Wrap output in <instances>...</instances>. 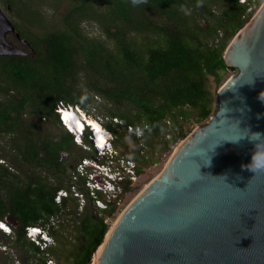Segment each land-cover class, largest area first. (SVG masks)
Returning <instances> with one entry per match:
<instances>
[{
    "label": "trees",
    "instance_id": "1",
    "mask_svg": "<svg viewBox=\"0 0 264 264\" xmlns=\"http://www.w3.org/2000/svg\"><path fill=\"white\" fill-rule=\"evenodd\" d=\"M6 1L12 6L24 0ZM255 1L71 0L60 28L31 34L18 29L35 55H0V137L7 136L9 148L0 156L5 163L11 153L9 157L25 170L14 171L0 162V219L11 226L10 237L21 249L23 264H46L48 256L60 251L59 245L40 249L26 237V226H48L60 244L62 223L69 222V215L77 218V246L68 257L72 264H86L107 232L105 218L114 212L115 198L107 201L97 191L96 199L104 206L94 204L85 185L87 176L78 175L74 184L92 206L85 205L80 216L78 197L70 190L75 165L69 170L61 158V151L75 143L54 108L65 102L87 111V93L77 87L79 70L91 77L90 92L110 104L106 114L123 120L115 125L102 122L113 135V144L129 135L136 141L133 149L115 159L133 161L135 174H140L157 161L154 153H146L147 147L166 152L187 135L185 123L212 115L215 92L208 78L219 85L226 73L235 71L226 64L224 51L251 18ZM26 13L29 24L40 20L37 12ZM87 20L99 24V35L84 29ZM41 118L59 129V138L44 133ZM128 126H140L141 136L129 132ZM88 135L87 130L83 141L93 157ZM129 182V178L121 182L123 191ZM60 189L68 195L56 202ZM55 225L59 230L53 229Z\"/></svg>",
    "mask_w": 264,
    "mask_h": 264
},
{
    "label": "water",
    "instance_id": "2",
    "mask_svg": "<svg viewBox=\"0 0 264 264\" xmlns=\"http://www.w3.org/2000/svg\"><path fill=\"white\" fill-rule=\"evenodd\" d=\"M0 55H35L1 7ZM224 60L235 74L215 111L123 210L95 264H264V170L242 167L255 149L247 130L264 134V3Z\"/></svg>",
    "mask_w": 264,
    "mask_h": 264
},
{
    "label": "rangeland",
    "instance_id": "3",
    "mask_svg": "<svg viewBox=\"0 0 264 264\" xmlns=\"http://www.w3.org/2000/svg\"><path fill=\"white\" fill-rule=\"evenodd\" d=\"M71 0H24L22 3L16 2L13 3L11 6L10 3L6 0H0V7L5 13V15L8 17V19L13 23V25L16 27L15 29L18 31L20 29L23 32H29L31 33H38L41 31H49L58 29L62 26L61 17L63 13L65 12L66 8L70 5ZM264 3V0H256L255 3L252 5L253 9V16L259 11V9L262 7ZM29 10H33L37 12L40 15V20L38 22H34V24H29L26 19L28 18V15L26 12L29 13ZM32 18V17H31ZM249 19V21L251 20ZM249 21L245 24V26L242 28L244 29L246 25L249 23ZM18 27V28H17ZM84 29L88 31L91 35H99L101 33V29L99 27V24L94 20H87L84 21ZM240 29L236 34L242 31ZM27 33V34H29ZM235 34V35H236ZM140 36H138L139 38ZM8 39L18 46L19 43L14 39L13 35H9ZM25 39V38H23ZM140 39V38H139ZM232 40V39H231ZM229 41V43L231 42ZM35 50V49H34ZM86 71L79 70V78H78V84L77 87L81 88L83 92L87 93L86 96V105H87V111L91 116H98L102 119L104 123H109L112 121V125H115L120 120L118 117L117 119H114V117L110 118L106 112L105 107L110 106L108 102L103 99L100 95H94L93 92H90L89 87L87 86L88 83L91 80V77H88ZM235 74V71H230L226 73L222 79V82L218 85L213 80L212 76H209L208 78V84L212 92H215L214 95V103L213 108L214 111L217 107V91L221 87V85L225 82V80ZM86 88V89H85ZM213 111V112H214ZM213 114V113H212ZM30 119H33L32 117ZM111 120V121H110ZM190 121L188 123H185L184 127L188 130L187 135L183 139H179L170 150L166 152H161L159 154L157 150H155V146L147 147L146 153L151 154L154 153V155L157 157V161L154 164L148 165L143 167V171L140 174H135V176L130 179V182L128 184V188L123 191V184H119L120 190L117 197H115L116 205L114 207V212L105 218V222L108 225V229L110 231V227L116 222L120 214L123 212V210L134 200V198L153 180L155 179L166 167V164L168 163L169 159L173 155L174 151L182 144V142L187 138L190 134H192L198 127L203 125L206 121ZM118 123H123V120H120ZM40 128L44 130V133H49L55 137V139L60 137L59 129L50 123H47V119L44 120V118H41L40 122ZM111 137L113 138V135L111 134ZM7 136L0 137V154L4 153V151H8L7 144ZM74 141V140H73ZM75 145H72L70 149L67 151H61V158L62 160H65L66 165L68 166L69 170L74 167V173L78 166L79 162H83L85 158H90L88 155H90L91 151L88 149L87 144L81 143V145H77L74 141ZM112 146L115 148L117 154L120 152L126 153L129 152L131 149H133L136 146V141L129 135L125 140H121L117 142V146H115L111 140ZM11 153H7V157H5V165H8L7 167L11 169V167L16 171L19 169V171H24L25 168L20 164V162L15 161L12 157H9ZM0 159H3V157L0 156ZM115 163V161L113 162ZM12 169V170H13ZM91 169V168H90ZM74 173H71V183L75 186L73 188V185L70 187V189L73 191V195L75 196L74 189L80 192L81 190L76 187V181L79 180V177H75ZM20 175H22L20 173ZM95 177V176H94ZM125 180V179H124ZM123 180V181H124ZM75 183V184H74ZM79 185V184H78ZM107 201H112L113 197H110L106 199ZM79 207L78 212H80V216H82L85 212L84 206L87 205L89 207L91 206L90 200H88L83 195L82 199H78ZM100 203V202H99ZM97 201L94 199V204L98 205ZM83 204V207H82ZM101 204V203H100ZM82 207V208H81ZM69 222L66 221L62 223L61 228H63V238L60 240V244L57 243L54 236H51L53 238V243L51 246H58L60 248L59 253H56V256L51 257L48 256V258H51L53 261V264H72V257H68V255L74 251L75 247L77 246V236L79 232V220L77 218L72 217L71 215L67 216ZM8 224V223H7ZM9 225V224H8ZM63 226V227H62ZM11 228V226H10ZM58 228V226H54L53 229ZM48 226L45 228V230L48 232ZM59 230V228L57 229ZM62 230V229H61ZM13 234L12 228L11 233L7 234L2 231H0V264H23L22 261V252L21 249L18 248L17 245H14L13 239L10 237V235ZM106 234V233H105ZM105 236V235H104ZM104 239V238H103ZM36 244V243H35ZM98 248L96 249V251ZM96 251L94 253H96ZM92 254V256L94 255ZM47 255V254H46ZM94 258H92L93 261ZM38 261V260H37Z\"/></svg>",
    "mask_w": 264,
    "mask_h": 264
},
{
    "label": "built area",
    "instance_id": "4",
    "mask_svg": "<svg viewBox=\"0 0 264 264\" xmlns=\"http://www.w3.org/2000/svg\"><path fill=\"white\" fill-rule=\"evenodd\" d=\"M238 1L245 2L246 0H238ZM72 108H74V110H76V112L82 118H84L86 115L87 117L96 118L101 123L103 122L100 117L91 116L85 109L81 108L79 105H71L65 102H59L57 106H55L54 111L58 114L60 122L66 123L65 119L63 118V111L64 110L71 111ZM117 121L120 122V120ZM106 130L108 132V135L106 137V140L101 146L96 143L95 134L90 133L88 135V138L91 140L92 146L94 147L95 155L90 158H85L83 162H79L78 163L79 168L77 167L74 173L75 177H77L78 175L87 176L85 185L89 190L90 196L94 197L97 203L99 202L101 203L100 200L96 199L97 191L103 194L106 197V199L110 197H113L114 199L115 197H117L119 193H121L119 192L121 191L119 184H121V182H123L124 179H125L124 181H126V178L132 179L135 176L133 161L123 160L122 158L115 159L117 152L111 143L112 140L111 132L107 128ZM127 130L129 132L134 133L137 137L141 136L142 134V128L140 126H135V127L128 126ZM74 139L76 144L79 145L81 143V138L78 135L75 134ZM102 160H106V161H102ZM114 161L115 163H113ZM0 162L4 163V160L0 159ZM74 192H75V196H77L78 199L83 198L81 192H78L75 189ZM67 195H68L67 190L60 189L57 191L54 199L56 202H59L63 196H67ZM100 203L98 205L104 206L102 203L101 204ZM0 225L4 226V227H0V230L2 232L7 234L11 233L10 225H8L5 220L0 219ZM37 234H38V227L36 226L25 227L26 237L34 241V243L38 244L40 249H45L49 245H52L53 238L50 235L48 234L44 235V237L48 239V242L46 243L44 240H39ZM46 264H53L52 259L48 258L46 260Z\"/></svg>",
    "mask_w": 264,
    "mask_h": 264
},
{
    "label": "clouds",
    "instance_id": "5",
    "mask_svg": "<svg viewBox=\"0 0 264 264\" xmlns=\"http://www.w3.org/2000/svg\"><path fill=\"white\" fill-rule=\"evenodd\" d=\"M138 3H147V0H133V4H138ZM264 99V98H261ZM70 104V103H68ZM71 105H76V104H71ZM82 108V107H81ZM72 114L78 121V118L83 119L77 112L74 110V108L71 109ZM93 118L95 121H97L103 129H106L101 122H99L96 118ZM63 128L72 135L73 140H75V134L78 135L81 138V143H84L83 141V136L85 132L88 130L89 134H94L93 127L91 125H88L86 122L84 124V127H78L77 124L75 125V120L72 123V126H68L67 123L60 122ZM248 134L246 135L250 140L255 142V149L252 153L251 156V161L247 165H242V167H246L247 169L251 170L252 172H257L260 170H264V147H259L258 146V141L261 139H264V134H261L259 132H249L247 130ZM245 137V135L239 136L236 140L233 142H237L240 139ZM110 139V138H109ZM111 140V139H110ZM81 143L79 145H81ZM78 145V144H77ZM237 179H240V177H237ZM38 227V238L39 240H44L46 243L48 242V239L44 237L45 234L50 235L44 227L41 226H36ZM34 242V241H33ZM38 245V244H37ZM51 246V245H49Z\"/></svg>",
    "mask_w": 264,
    "mask_h": 264
},
{
    "label": "bare ground",
    "instance_id": "6",
    "mask_svg": "<svg viewBox=\"0 0 264 264\" xmlns=\"http://www.w3.org/2000/svg\"><path fill=\"white\" fill-rule=\"evenodd\" d=\"M63 118L65 119V122L67 123L68 126H72V123L74 122L75 120V125L77 124L78 127H81L83 128L84 127V124L85 122L88 124V125H91L93 127V130H94V134L96 136V143L98 145H102L104 143V141L106 140V137L108 135V132L106 129H103V127L100 126V124L95 121L93 118L91 117H87L85 115V117L83 119H80L78 118V121L76 120V118L74 117V115L72 114V112L70 110H67V111H63ZM114 225V224H113ZM113 225L110 227V231L113 227ZM108 230L105 238H107V235L109 234L110 232ZM103 248V243L101 244V246L98 248V250L96 251V253H94L93 255V261L91 264H95L96 261L98 260L99 258V255L101 253V250Z\"/></svg>",
    "mask_w": 264,
    "mask_h": 264
},
{
    "label": "snow or ice",
    "instance_id": "7",
    "mask_svg": "<svg viewBox=\"0 0 264 264\" xmlns=\"http://www.w3.org/2000/svg\"><path fill=\"white\" fill-rule=\"evenodd\" d=\"M0 227H4L3 225H0ZM34 231H37V230H34Z\"/></svg>",
    "mask_w": 264,
    "mask_h": 264
}]
</instances>
